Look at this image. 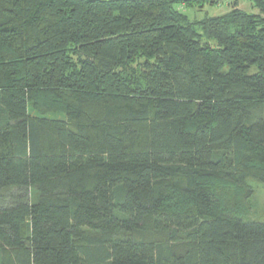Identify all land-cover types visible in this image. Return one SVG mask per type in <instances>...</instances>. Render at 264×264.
Returning a JSON list of instances; mask_svg holds the SVG:
<instances>
[{"label": "trees", "instance_id": "trees-1", "mask_svg": "<svg viewBox=\"0 0 264 264\" xmlns=\"http://www.w3.org/2000/svg\"><path fill=\"white\" fill-rule=\"evenodd\" d=\"M0 0V264H264V0Z\"/></svg>", "mask_w": 264, "mask_h": 264}, {"label": "rangeland", "instance_id": "rangeland-1", "mask_svg": "<svg viewBox=\"0 0 264 264\" xmlns=\"http://www.w3.org/2000/svg\"><path fill=\"white\" fill-rule=\"evenodd\" d=\"M234 0H219L216 6H205L203 9L182 8V12L190 19H201L205 15L216 16L227 12ZM237 6L249 13H258L257 9L252 7L250 0H236ZM254 196L251 201L250 217L259 221H264V186H254Z\"/></svg>", "mask_w": 264, "mask_h": 264}]
</instances>
